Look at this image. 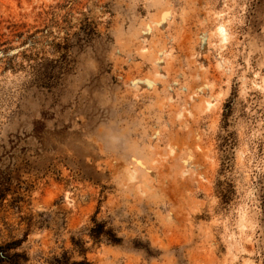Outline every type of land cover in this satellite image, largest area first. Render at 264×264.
I'll return each instance as SVG.
<instances>
[{
  "label": "rangeland",
  "instance_id": "obj_1",
  "mask_svg": "<svg viewBox=\"0 0 264 264\" xmlns=\"http://www.w3.org/2000/svg\"><path fill=\"white\" fill-rule=\"evenodd\" d=\"M0 184L20 264H264V0H0Z\"/></svg>",
  "mask_w": 264,
  "mask_h": 264
},
{
  "label": "trees",
  "instance_id": "obj_2",
  "mask_svg": "<svg viewBox=\"0 0 264 264\" xmlns=\"http://www.w3.org/2000/svg\"><path fill=\"white\" fill-rule=\"evenodd\" d=\"M57 46H58V48H60V47L64 48L60 43L57 44ZM67 59H68V54L63 53L61 55V57L57 60H61L62 65L65 66L67 64ZM39 73H37V74H39ZM52 76H54V75H52ZM10 190H11V188L8 185H1L0 184V208L4 205V200L6 199L7 193L10 192ZM91 235L93 236V238L99 239L103 235H112V233L109 229H106V226L104 223L97 222L95 224V226L92 228ZM114 238L115 237H113V239H111V240H113V241L116 240ZM18 242L19 241H13L12 243L7 244L6 246H0V248L2 250L1 256L3 257L2 258L3 260H10L14 264H20L21 263V260L23 258H25L24 253H19V252L9 253V251L11 249L16 248L19 245ZM60 262H63L65 264H70V262L68 260L62 261V259H57V263H60ZM71 264H92V262L89 261L87 257H84L82 260L75 261Z\"/></svg>",
  "mask_w": 264,
  "mask_h": 264
}]
</instances>
